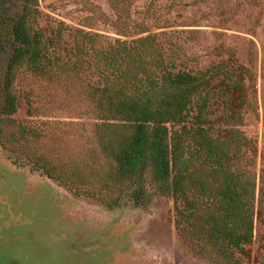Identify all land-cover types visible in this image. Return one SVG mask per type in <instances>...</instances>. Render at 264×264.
Wrapping results in <instances>:
<instances>
[{
  "label": "rangeland",
  "instance_id": "obj_1",
  "mask_svg": "<svg viewBox=\"0 0 264 264\" xmlns=\"http://www.w3.org/2000/svg\"><path fill=\"white\" fill-rule=\"evenodd\" d=\"M26 4L55 64L49 73L26 66L17 73L19 106L8 118L3 77L16 44L12 21ZM145 37L177 70L224 64L245 81L242 108L226 74L211 82L206 127L230 139L228 113L242 114L231 153L243 178L254 176L256 192L254 240L243 258L262 261L264 0H0V264H218L198 254L201 241L178 231L172 194L149 175L146 205L132 198L134 186H115L114 162L99 141L90 85L100 83L106 64L97 53L134 48ZM119 192L120 202L109 206Z\"/></svg>",
  "mask_w": 264,
  "mask_h": 264
},
{
  "label": "trees",
  "instance_id": "obj_2",
  "mask_svg": "<svg viewBox=\"0 0 264 264\" xmlns=\"http://www.w3.org/2000/svg\"><path fill=\"white\" fill-rule=\"evenodd\" d=\"M33 14L26 4L12 21L16 44L2 88L8 118L19 106L12 91L17 73L24 66L49 73L55 64L43 32L31 23ZM150 38L134 48L122 44L97 53L106 68L99 69L100 83L90 85V95L101 120V147L114 162V184L134 186L132 198L146 205L150 198L144 183L149 175L162 193L172 194L176 227L185 238L201 241L199 255L218 264H247L243 257L255 231V180L252 175L243 178L245 172L234 164L238 155L231 153L236 138H242L238 126L243 117L240 111L228 113L227 122L233 126L227 140L213 137L206 127L211 82L226 74L227 87L238 95L236 105L242 108L247 100L245 81L224 64L198 72L177 70L175 62L150 51ZM77 51L83 56L86 46L78 45ZM251 76L248 73L250 80ZM122 196L119 192L113 202H105L115 206ZM259 264H264V257Z\"/></svg>",
  "mask_w": 264,
  "mask_h": 264
},
{
  "label": "flooded vegetation",
  "instance_id": "obj_3",
  "mask_svg": "<svg viewBox=\"0 0 264 264\" xmlns=\"http://www.w3.org/2000/svg\"><path fill=\"white\" fill-rule=\"evenodd\" d=\"M12 52H13V51H12ZM11 54H12V53H11ZM10 57H11V55H10ZM9 61H10V58H9ZM8 65H9V63H8ZM7 69H8V67H7ZM6 74H7V70H6L5 76L3 77V83H4V80H5ZM2 88H3V87H2ZM2 110H4V102H3V108H2Z\"/></svg>",
  "mask_w": 264,
  "mask_h": 264
}]
</instances>
